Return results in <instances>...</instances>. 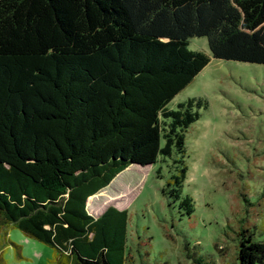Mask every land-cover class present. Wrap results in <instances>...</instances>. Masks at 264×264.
Segmentation results:
<instances>
[{
    "label": "trees",
    "instance_id": "trees-1",
    "mask_svg": "<svg viewBox=\"0 0 264 264\" xmlns=\"http://www.w3.org/2000/svg\"><path fill=\"white\" fill-rule=\"evenodd\" d=\"M195 37L264 65V0H0V243L20 254L15 228L53 264H130L129 211L93 202L131 164L165 163L169 205L194 214L188 139L208 101L169 105L211 61ZM252 217L228 225L240 264H264Z\"/></svg>",
    "mask_w": 264,
    "mask_h": 264
},
{
    "label": "rangeland",
    "instance_id": "rangeland-1",
    "mask_svg": "<svg viewBox=\"0 0 264 264\" xmlns=\"http://www.w3.org/2000/svg\"><path fill=\"white\" fill-rule=\"evenodd\" d=\"M189 48L211 61L169 106L208 101L188 139L184 194L193 197L194 214L181 216L169 205L162 191L168 169L161 162L131 164L103 189L107 196L93 202L96 208L105 202L98 214L108 206L129 211L130 264H240L228 225L253 222V213L260 216L254 237L264 239V65L215 59L206 37L190 39ZM241 194L257 205L247 207ZM7 231L20 254L0 243L6 264H53V249L18 229Z\"/></svg>",
    "mask_w": 264,
    "mask_h": 264
}]
</instances>
